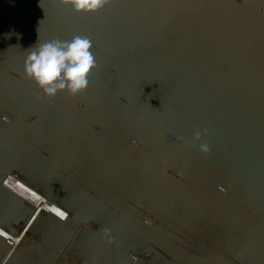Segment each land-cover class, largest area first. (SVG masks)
Segmentation results:
<instances>
[{
	"label": "water",
	"instance_id": "water-1",
	"mask_svg": "<svg viewBox=\"0 0 264 264\" xmlns=\"http://www.w3.org/2000/svg\"><path fill=\"white\" fill-rule=\"evenodd\" d=\"M75 35L48 98L28 51ZM0 264H264V0H0Z\"/></svg>",
	"mask_w": 264,
	"mask_h": 264
},
{
	"label": "clouds",
	"instance_id": "clouds-1",
	"mask_svg": "<svg viewBox=\"0 0 264 264\" xmlns=\"http://www.w3.org/2000/svg\"><path fill=\"white\" fill-rule=\"evenodd\" d=\"M62 4L70 5L76 12H96L112 0H60ZM93 42L86 36L75 35L71 40L51 39L37 43L28 51L24 70L26 78L32 79L41 92L48 98H54L59 92L78 95L89 85V75L97 66L91 51ZM204 133L197 131L193 142L200 141ZM200 151H210L207 143L199 145ZM105 236L109 230L104 229ZM111 242V240L109 241Z\"/></svg>",
	"mask_w": 264,
	"mask_h": 264
},
{
	"label": "snow or ice",
	"instance_id": "snow-or-ice-1",
	"mask_svg": "<svg viewBox=\"0 0 264 264\" xmlns=\"http://www.w3.org/2000/svg\"><path fill=\"white\" fill-rule=\"evenodd\" d=\"M61 216H63V213H60Z\"/></svg>",
	"mask_w": 264,
	"mask_h": 264
}]
</instances>
